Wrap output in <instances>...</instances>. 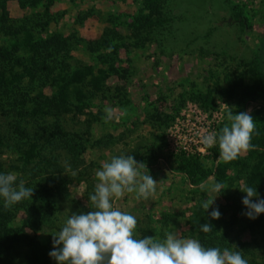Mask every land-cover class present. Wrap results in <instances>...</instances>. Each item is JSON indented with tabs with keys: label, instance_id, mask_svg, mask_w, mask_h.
Wrapping results in <instances>:
<instances>
[{
	"label": "rangeland",
	"instance_id": "rangeland-1",
	"mask_svg": "<svg viewBox=\"0 0 264 264\" xmlns=\"http://www.w3.org/2000/svg\"><path fill=\"white\" fill-rule=\"evenodd\" d=\"M153 1L0 0V172L33 188L11 209L0 202V264H56L52 235L93 210L95 173L121 154L158 182L147 200L114 202L137 219L136 238L172 232L264 264V214L248 219L240 191L264 199V95L243 90L264 83V0ZM240 112L253 118L252 148L229 162L202 156L211 175L191 185L178 156ZM216 182L227 189L206 213L201 185Z\"/></svg>",
	"mask_w": 264,
	"mask_h": 264
},
{
	"label": "clouds",
	"instance_id": "clouds-1",
	"mask_svg": "<svg viewBox=\"0 0 264 264\" xmlns=\"http://www.w3.org/2000/svg\"><path fill=\"white\" fill-rule=\"evenodd\" d=\"M112 111L105 108L108 120L112 119ZM227 120L218 133L202 137L207 148L218 146V158L225 162L237 159L252 148L255 128L247 112L230 113ZM142 166L132 155L124 154L102 164L95 173L98 182L89 196L93 210L71 214L59 232L52 235L53 250L49 256L56 264H249L239 251L206 248L198 239L181 238L172 232L166 233L163 240L136 238L137 219L114 208V202L126 193H136L137 200H147L156 192L158 182L150 174H141L138 169ZM16 181L14 174L0 172V202L5 209L33 195V188ZM201 187L208 197L202 204L207 213L227 188L222 182ZM240 191L246 194L242 204L248 219L264 214V199L259 198L256 188L245 186ZM211 193L217 194L214 199ZM210 217L219 220V208H214ZM200 231L207 234L213 227L210 223L201 224Z\"/></svg>",
	"mask_w": 264,
	"mask_h": 264
},
{
	"label": "trees",
	"instance_id": "trees-1",
	"mask_svg": "<svg viewBox=\"0 0 264 264\" xmlns=\"http://www.w3.org/2000/svg\"><path fill=\"white\" fill-rule=\"evenodd\" d=\"M144 6L149 9L152 7L154 1L153 0H143ZM262 64L263 60L259 61L258 71L259 77L262 78ZM245 90V96L250 98L251 100H255L258 97H262L264 95V83L258 79L252 86L243 88ZM199 104L203 108H209L208 106H214L209 96L200 95L199 96ZM222 128V125L217 128V133ZM206 155H203L207 158H216L219 156V148L213 147L211 149L206 148ZM200 154H194L190 156H178L177 159V170L183 173L188 182L193 186H198L201 184L206 178L211 175V169L206 167L205 163L201 160Z\"/></svg>",
	"mask_w": 264,
	"mask_h": 264
},
{
	"label": "built area",
	"instance_id": "built-area-1",
	"mask_svg": "<svg viewBox=\"0 0 264 264\" xmlns=\"http://www.w3.org/2000/svg\"><path fill=\"white\" fill-rule=\"evenodd\" d=\"M206 148L207 147H203L202 145H200V147H197V149L194 151L195 153L194 154H200V156H203L202 154L204 153V152H206ZM194 154H192V155H194ZM187 156H190V155H187Z\"/></svg>",
	"mask_w": 264,
	"mask_h": 264
}]
</instances>
